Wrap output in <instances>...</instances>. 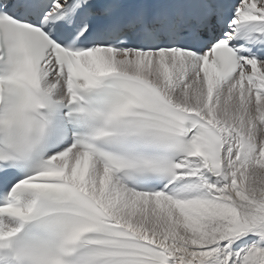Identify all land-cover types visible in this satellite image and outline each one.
<instances>
[{
  "label": "snow or ice",
  "instance_id": "obj_1",
  "mask_svg": "<svg viewBox=\"0 0 264 264\" xmlns=\"http://www.w3.org/2000/svg\"><path fill=\"white\" fill-rule=\"evenodd\" d=\"M0 264H264V0H0Z\"/></svg>",
  "mask_w": 264,
  "mask_h": 264
}]
</instances>
